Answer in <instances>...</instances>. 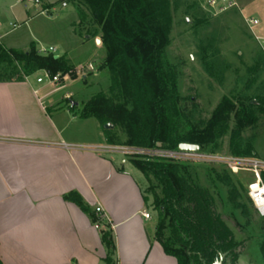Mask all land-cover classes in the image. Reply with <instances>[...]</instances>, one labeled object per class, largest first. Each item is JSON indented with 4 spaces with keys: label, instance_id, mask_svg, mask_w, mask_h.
I'll return each mask as SVG.
<instances>
[{
    "label": "trees",
    "instance_id": "obj_1",
    "mask_svg": "<svg viewBox=\"0 0 264 264\" xmlns=\"http://www.w3.org/2000/svg\"><path fill=\"white\" fill-rule=\"evenodd\" d=\"M70 1L78 14L76 31L85 38L101 36L106 57L100 66L110 75L106 92H99L80 107L70 105V108L77 109L82 118H95L108 143H113V139L112 129L104 127L107 123L124 126L128 144L133 146L178 149L186 142L198 144L201 150L215 151L220 136L218 126L228 117L229 111L236 108L235 103L224 98L203 126L185 124L179 118L173 106L178 75L166 59L173 22L171 1ZM206 52L203 51L201 59L208 65ZM43 70L51 74H72L74 68L66 55L56 58L54 53H41L35 41L27 50L7 48L0 43V81L23 80ZM248 106L236 110L240 123L255 122V109L264 112L261 101ZM233 152L249 155L252 151L249 146L242 149V145L237 144ZM130 162L149 184L144 200L157 212L155 238L166 254L175 257L178 264H214L222 254H225L222 264H237L242 242L236 239L217 211L210 190L202 185L198 165L147 157H133ZM206 170L214 185L220 182L229 188L236 209L247 217L248 210L240 201L238 185H242L241 181L234 182L227 170ZM64 197L90 213L94 223L100 221L79 193L70 192ZM262 219L264 230V217ZM102 241L107 248L105 263L116 264V244L110 228L102 231Z\"/></svg>",
    "mask_w": 264,
    "mask_h": 264
},
{
    "label": "crops",
    "instance_id": "obj_2",
    "mask_svg": "<svg viewBox=\"0 0 264 264\" xmlns=\"http://www.w3.org/2000/svg\"><path fill=\"white\" fill-rule=\"evenodd\" d=\"M9 32L0 33L2 45ZM34 76L0 81L1 263L106 264L102 231L110 228L116 264H178L155 238L157 220L144 200L140 170L120 154L89 150L108 142L103 132L84 139L72 125L90 118L66 104L71 96L55 101L49 84ZM70 192L98 218L101 206L106 222L97 227L90 213L65 199Z\"/></svg>",
    "mask_w": 264,
    "mask_h": 264
},
{
    "label": "rangeland",
    "instance_id": "obj_3",
    "mask_svg": "<svg viewBox=\"0 0 264 264\" xmlns=\"http://www.w3.org/2000/svg\"><path fill=\"white\" fill-rule=\"evenodd\" d=\"M49 1L51 3L42 0V6L28 0H0V33L10 30L4 35L2 43L7 48L27 50L30 43L35 41L43 54L70 57V64L74 68L72 78L49 84V88L53 90L55 101L71 96V101L67 100L66 104L80 107L99 92H106L110 86L109 72L100 66L106 57V50L101 36L86 39L76 31L78 14L70 0ZM170 1L173 22L166 59L176 68L178 75L173 106L179 118L185 124L203 126L213 117L223 99L230 98L236 108L229 111L228 117L218 126L220 136L216 140V150H199L215 155H245L233 152L234 147L241 144L242 149L246 146L251 148V154L245 156L264 159V112L255 109V122L240 123L236 115V110L251 102L261 101L264 106V52L256 39V36L264 37V0L243 4L237 2L221 12L218 7H210L208 0ZM217 1L219 7L229 3ZM26 8L30 20L23 21L29 15ZM247 17L257 18L259 25L250 28L245 21ZM199 20L202 22L198 23ZM51 47L55 51H42V48L49 50ZM204 50L210 61L208 65L201 59ZM42 74L43 71H38L34 74V80ZM97 122L95 118L78 120V124L72 127H81L84 139H96L99 131L106 137ZM112 126L110 136L113 143L130 145L124 126ZM192 163L200 167L202 185L210 190L217 211L231 227L236 239L242 242L237 264H264L263 219L246 192L253 174L248 171L234 173L217 163ZM206 168L227 170L234 182L241 181L242 185H238L240 201L248 210L247 217L236 209L225 184L212 183ZM148 186L145 180L144 191ZM151 202L150 196V205ZM150 209L157 220V212L153 207Z\"/></svg>",
    "mask_w": 264,
    "mask_h": 264
},
{
    "label": "built area",
    "instance_id": "obj_4",
    "mask_svg": "<svg viewBox=\"0 0 264 264\" xmlns=\"http://www.w3.org/2000/svg\"><path fill=\"white\" fill-rule=\"evenodd\" d=\"M20 2L24 0H19ZM33 2L34 0H28ZM229 1L225 7H219L217 0H208L207 3L213 9L219 8V11L225 10L228 6L235 4L233 0H222L223 3ZM226 4V3H225ZM247 25L253 28L259 25V20L255 17H247L245 19ZM15 27V24L13 25ZM259 41L261 49L264 52V37L256 36ZM42 51H55L54 48L47 50L42 48ZM71 77V73H56L51 74L48 71L43 70V74L38 76V82H45L47 84H55L57 82H64L67 78ZM63 145H66L63 143ZM99 154H120L124 157H147V158H158V159H170L177 161H188V162H201V163H217L224 165L227 169L238 173L239 171H248L253 174V180L247 184V194L252 201L256 211L261 217H264V159L256 156H245V155H215L212 153H204L199 151H184L178 149H165L160 147L147 148L126 144H114V143H99L87 147ZM95 211L101 216L100 223L106 222V215L101 206H96ZM144 217L150 218V213L145 212ZM99 227V223H96Z\"/></svg>",
    "mask_w": 264,
    "mask_h": 264
},
{
    "label": "water",
    "instance_id": "obj_5",
    "mask_svg": "<svg viewBox=\"0 0 264 264\" xmlns=\"http://www.w3.org/2000/svg\"><path fill=\"white\" fill-rule=\"evenodd\" d=\"M55 57L57 58L58 55H55ZM104 127L105 128H112L113 126L111 124L107 123L104 125ZM179 148L181 150H184V151H198L200 149V146L198 144L184 142V143H181L179 145ZM224 256H225V254H222L220 256V259L218 261H216L214 264H222V260H223Z\"/></svg>",
    "mask_w": 264,
    "mask_h": 264
}]
</instances>
